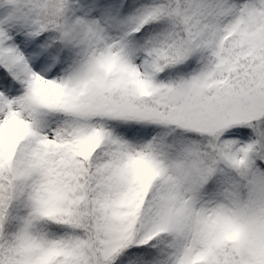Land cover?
<instances>
[{
  "label": "snow or ice",
  "instance_id": "1",
  "mask_svg": "<svg viewBox=\"0 0 264 264\" xmlns=\"http://www.w3.org/2000/svg\"><path fill=\"white\" fill-rule=\"evenodd\" d=\"M0 264H264V0H0Z\"/></svg>",
  "mask_w": 264,
  "mask_h": 264
}]
</instances>
